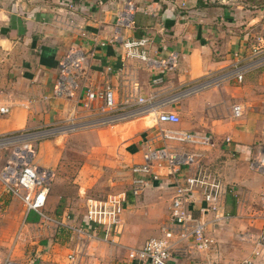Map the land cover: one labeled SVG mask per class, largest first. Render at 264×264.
<instances>
[{"label":"crops","instance_id":"obj_1","mask_svg":"<svg viewBox=\"0 0 264 264\" xmlns=\"http://www.w3.org/2000/svg\"><path fill=\"white\" fill-rule=\"evenodd\" d=\"M256 1L190 0L182 11L174 0H0V106L10 108L0 116V135L84 119L86 90L110 86L120 101L143 96L166 102L162 110L175 112L177 125L158 124L149 114L111 127L113 143L130 164L136 160L131 167L144 163L148 150L189 153L194 166L183 167L180 179L199 172L218 184L219 206L231 217L212 229L214 245L207 255L189 251L175 263L205 264L208 258L218 264H264V249L256 245L264 231V64L246 71L240 83L228 80L186 95L198 83L264 56V6H255ZM128 3L136 8L133 27L118 29L117 17ZM137 40L146 42L143 50L153 68L126 58L121 44ZM72 47L84 52L83 73L74 92L57 97L61 59ZM156 76L159 85L152 84ZM234 105L241 106L239 118L232 116ZM172 131L208 143L163 139L162 133ZM69 134L40 143L35 157L37 167L54 173L44 213L64 226L26 213L0 185V264L6 259L11 264H130L126 249L142 247L167 223L175 186L162 171L142 195L128 198L119 239L87 242L70 233L67 227L87 226L86 203L93 198L88 197L92 184L77 180L68 186L60 171L64 149L58 142ZM7 158L0 152V171ZM253 163L258 169L250 167ZM203 205L202 190L196 189L191 207ZM243 215L244 221L237 220Z\"/></svg>","mask_w":264,"mask_h":264},{"label":"built area","instance_id":"obj_2","mask_svg":"<svg viewBox=\"0 0 264 264\" xmlns=\"http://www.w3.org/2000/svg\"><path fill=\"white\" fill-rule=\"evenodd\" d=\"M179 10H186L190 0H174ZM135 7L128 3L116 20L118 29H131L134 24ZM144 40L125 41L121 44L126 58L135 59L153 68L143 50ZM260 50V49H259ZM257 52V51H256ZM237 58L241 55L236 54ZM85 55L80 47H72L61 59V78L55 91L57 97L74 92L75 79L82 75V62ZM174 56L166 62L172 68ZM264 64V56L242 67L234 66L230 71L218 77L198 83L190 88L186 95L196 93L208 87H218L228 80L240 83L243 74L252 67ZM162 83L161 77H154L152 84ZM81 102V112L87 116L84 119H71L67 123L39 130H23L0 135V152H7V161L0 171V185L5 193L17 198L25 212H34L46 223L64 226L48 218L45 213L47 196L54 180V173L35 165L37 147L43 141L63 134H69L85 128L113 127L127 123L151 114L158 124L177 125L179 116L172 111L162 110L166 102H157L143 96L129 97L120 101L116 90L110 86L99 91L86 90ZM175 100V99H174ZM173 100V101H174ZM97 103V104H95ZM9 107L0 106V116L9 113ZM88 115H92L89 119ZM242 109L239 105L232 107V116L239 118ZM165 140L189 144H207V139L181 132H164ZM144 163L131 167V183L128 193L107 196L105 199H88L86 203V227H67L66 229L82 241H107L119 239L122 232L121 215L128 198H137L143 194L147 186L162 176L171 178L175 190L171 199L167 223L159 228L156 237L146 240L140 248H127V260L130 264H176L175 258L184 256L189 251L207 255L213 248L214 240L210 236L212 229L226 223L231 217L224 213L218 203L220 186L209 182L202 173L193 172L183 180L179 173L183 167L194 166V157L189 153H172L163 150H148L144 155ZM253 169L258 166L253 163ZM196 189L202 190L204 205L195 208ZM1 210V205H0ZM114 243V241H109ZM256 245L264 249V231L258 236ZM260 249V250H262ZM259 251H255V256ZM4 264H11L6 259ZM205 264H218L206 259Z\"/></svg>","mask_w":264,"mask_h":264},{"label":"rangeland","instance_id":"obj_3","mask_svg":"<svg viewBox=\"0 0 264 264\" xmlns=\"http://www.w3.org/2000/svg\"><path fill=\"white\" fill-rule=\"evenodd\" d=\"M254 5L264 6V0H257ZM110 128L81 129L62 137L58 142V145L64 149L60 171L66 175V183L69 186L81 180V185L92 184L88 188L90 190L88 197L93 199H105L110 195L128 193L130 189L128 185L130 167L136 160L130 164L126 153L120 152L113 143V133ZM35 159L37 162L38 159ZM237 220L244 221V215L237 217Z\"/></svg>","mask_w":264,"mask_h":264},{"label":"trees","instance_id":"obj_4","mask_svg":"<svg viewBox=\"0 0 264 264\" xmlns=\"http://www.w3.org/2000/svg\"><path fill=\"white\" fill-rule=\"evenodd\" d=\"M58 213H59V211H58ZM59 215V214H58Z\"/></svg>","mask_w":264,"mask_h":264}]
</instances>
